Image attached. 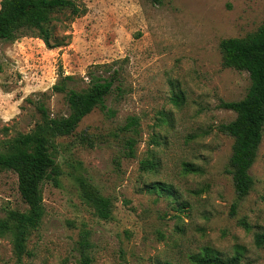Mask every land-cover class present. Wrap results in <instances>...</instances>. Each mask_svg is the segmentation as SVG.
Returning a JSON list of instances; mask_svg holds the SVG:
<instances>
[{"label": "rangeland", "instance_id": "obj_1", "mask_svg": "<svg viewBox=\"0 0 264 264\" xmlns=\"http://www.w3.org/2000/svg\"><path fill=\"white\" fill-rule=\"evenodd\" d=\"M74 1L87 11L73 20L58 15L51 42L59 47L33 37L0 41V150L33 130L38 103L51 117L68 115L64 94L52 91L60 72L81 90L90 66L126 59V95L108 99L114 117L95 109L74 135L56 140L62 175L58 185H43L45 216L24 263L83 264L77 242L88 231L91 264H194L205 252L264 264V243L255 241L264 234V130L249 171L253 188L240 201L228 173L233 139L220 130L236 117L221 102L243 99L250 87L246 72L223 66L220 42L256 31L264 0ZM132 116L140 133L129 158L131 134L120 128ZM143 161L154 168L142 170ZM79 175L112 200L110 220L82 201ZM152 184L171 196L150 191ZM8 209L27 206L16 174L0 170V218ZM0 264H16L10 236L0 239Z\"/></svg>", "mask_w": 264, "mask_h": 264}, {"label": "trees", "instance_id": "obj_2", "mask_svg": "<svg viewBox=\"0 0 264 264\" xmlns=\"http://www.w3.org/2000/svg\"><path fill=\"white\" fill-rule=\"evenodd\" d=\"M149 1L154 5H162L164 2ZM86 11V7L79 6L74 0H1L0 41L14 43L24 37H33L42 40L50 49L57 48L60 44H52L51 39L58 15L67 12L69 19L73 20L84 16ZM220 49L223 66L244 71L250 79V87L243 99L220 104V107L236 114L235 119L221 125L220 130L233 139L228 173L232 176L237 200L240 201L253 188L254 182L249 171L255 163L264 130V23L243 38L223 39ZM126 61L124 59L90 66L87 72L88 86L81 90L72 87L76 82L74 76L60 72L52 91L64 94L68 115L51 117L44 104L38 103L36 109L39 120L33 130L20 133L2 143L0 170L16 174L18 192L27 206L24 211L8 209L5 217L0 218V239L10 236L16 264H25L23 259L29 255V238L40 228L44 219L43 185L49 181L58 185L62 175L56 161V140L74 135L82 120L95 109H100L110 118L116 115L107 101L112 97L120 101L126 95L123 82V63ZM139 128L140 122L136 116L129 117L120 128L123 133L131 134L125 139L126 156L129 158L135 155ZM141 165L142 170L154 168V165L146 161ZM186 168L187 172L198 171L191 164H187ZM77 183L82 201L93 210L94 215L101 220H110L114 207L112 200L102 195L81 175L77 176ZM165 187L152 184L149 190H159L171 196L170 188ZM236 205H233V209ZM255 241L258 246H262L264 234L256 235ZM77 245L81 262L91 264L92 244L88 231L80 233ZM191 261L194 264H241V255L219 258L205 252L192 256Z\"/></svg>", "mask_w": 264, "mask_h": 264}]
</instances>
